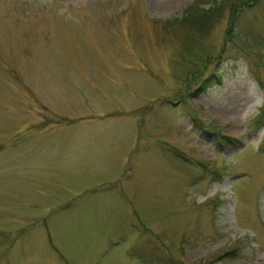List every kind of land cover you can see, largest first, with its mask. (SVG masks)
Wrapping results in <instances>:
<instances>
[{"label":"rangeland","instance_id":"rangeland-1","mask_svg":"<svg viewBox=\"0 0 264 264\" xmlns=\"http://www.w3.org/2000/svg\"><path fill=\"white\" fill-rule=\"evenodd\" d=\"M263 105L264 0H0V264H264Z\"/></svg>","mask_w":264,"mask_h":264},{"label":"trees","instance_id":"trees-1","mask_svg":"<svg viewBox=\"0 0 264 264\" xmlns=\"http://www.w3.org/2000/svg\"><path fill=\"white\" fill-rule=\"evenodd\" d=\"M247 2H248V1H247ZM247 2H246V4H248ZM218 9H219V7H217V8L214 9V10H218ZM212 10H213V9H212L211 7H209L207 10H205L204 12H205L206 15H207V16H206V15H205V16L208 17V16H209L208 14H209ZM202 16H204V15H202ZM205 16H204V17H205ZM204 17H198V19H199V20H204ZM196 20H197L196 18H193V20H191V22H193V23H197V22H195ZM259 118H260L261 120L264 121V105L261 107V110H260V113H259ZM229 140H232V139H229ZM229 140H228V141H229Z\"/></svg>","mask_w":264,"mask_h":264}]
</instances>
